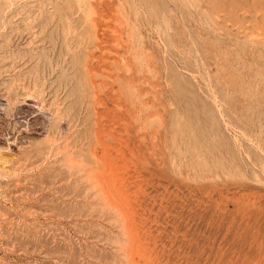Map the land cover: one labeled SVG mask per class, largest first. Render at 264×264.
Returning <instances> with one entry per match:
<instances>
[{
    "label": "rangeland",
    "instance_id": "rangeland-1",
    "mask_svg": "<svg viewBox=\"0 0 264 264\" xmlns=\"http://www.w3.org/2000/svg\"><path fill=\"white\" fill-rule=\"evenodd\" d=\"M1 1L0 3H6L5 0ZM209 1L210 3H207ZM211 1L218 4L215 6L214 3L211 4ZM233 1L237 2V5ZM233 1L200 0V4L202 3L203 8L206 6L204 9H209V12H212L211 15L216 13V16L212 15L214 21H224L223 24L230 31V36L234 34L232 37L239 40L245 39L244 42L247 46L241 56L247 54L252 56L250 59L248 57L246 59V56H240L241 59L243 58V62L248 61L244 62L246 64L244 73L237 72L234 70L233 66L235 65L232 61H234L233 58L238 52V48L231 46L228 51H225L227 53L222 52V54L225 53V57L224 54H221L219 59V61L221 60L220 63L224 64L218 62V65L221 66L217 65V68L212 67V69H217V75L218 72L222 71L223 74H220L226 80L231 81V84H235V90L241 88V84L237 83L236 85V82L239 81L238 78L243 77L240 78V82L246 79L244 81L246 88L244 87L243 91L241 89L238 92L235 91V93H239V95L235 94V97L232 93V98L236 101L237 98L240 99H238V105L241 102L245 104L248 101L259 100L261 104L256 113L261 111V116L264 118V80H262L264 79V71L260 72V70H264V64H262L264 63V56L262 58L264 55V0ZM168 2L172 6L175 5L173 0H168ZM4 6L0 7V16L1 13L3 15ZM225 6L229 7L225 8ZM58 7L62 8L61 12L57 11ZM212 7L216 8L213 10ZM68 8L65 0H18L16 8L13 6L10 8L11 10L7 9L10 11L5 10V17H0V22L5 25L4 27L3 24H0V152L3 154L1 155L3 158L0 157V167L3 166L5 170L9 169L10 172L14 171L10 168L13 167L17 156L24 157L25 153L34 149L32 148L34 140H41L46 136L49 123L55 116L54 109L58 104L60 107L70 105L73 107L71 117H64L60 121L62 134L70 132V129L75 130L78 135V132L87 129V126L90 125L91 120L88 116L91 113L89 93L82 88L80 89L78 71L80 69L73 64L74 57L81 55L80 52L83 54L84 51L78 52L75 43H72V48L67 49V41L69 40L70 43L72 41L70 35L66 41L64 40L70 18L71 22L77 24L80 13ZM228 13L233 14L232 17ZM226 18L227 21L223 20ZM5 23H8L7 27ZM230 27L234 29L233 32ZM239 27H244V29L239 31ZM250 33H253V36ZM201 34L203 39L210 37L207 35L206 37L203 32ZM233 43L235 46L236 42ZM249 45L255 49L250 48ZM258 50L262 55L258 53ZM174 51L169 50L163 54V61L168 68L179 67L180 69H176L177 73H182L188 78L190 73L185 71V68H183L185 70L182 69L180 56ZM150 52L153 68L150 72L152 85H148V89H151V100L156 99L154 102L151 101L152 104H155L157 98H155L153 90L161 89L155 84L161 81L158 69L162 63L161 60L157 59L160 55L157 48H151ZM256 53L257 55H255ZM228 54L232 56L229 57ZM97 55L100 54L97 53ZM226 55L232 64L231 62L230 64L226 63L228 61ZM259 56H261V60H258ZM256 63L258 66H255ZM250 66L255 69L252 71L257 73V76L249 77L248 67L250 68ZM218 68L222 69L219 70ZM229 69L234 70L231 71L234 73H230ZM245 75H249L248 78ZM104 79L107 81V78ZM254 84H257L258 87ZM151 86L153 88L155 86V88L153 89ZM247 89L253 93L248 92ZM190 90L192 93L189 100L195 102L193 107L198 106L203 111L205 92L199 89L196 82L192 83ZM229 90L234 91V87ZM246 91L249 94H246ZM249 95L252 97L249 98ZM180 100H182L180 102L181 109L184 110L186 102L181 98ZM122 103H124L123 110L125 108L127 111V105L128 110L132 108V105L127 101ZM167 107L168 105H166L167 113L164 117L167 134H163V138L166 134L164 142L163 138L159 140L162 128L159 119H157L158 116L154 117L155 115L152 114L153 110L148 113L150 115L148 118L144 115L137 121L134 117H136L135 114L139 113H133L135 110L132 108L133 111L130 115L133 118L129 120L134 125L132 126L129 122L130 126H128L125 121L127 126L123 125L121 129H117L122 140L117 144L116 151H114L117 158L119 157L116 159V171L114 170L117 173L115 174V182L117 187H121L122 183H128L130 187L132 186L129 194H127L129 199H132L131 205L126 207L129 208L127 209L128 212L131 210L130 213H133L128 214L126 211L125 215L127 216L124 219L127 221L128 216H130L129 223L132 222V224L128 225V230L124 226L125 221H123L124 225L121 222L123 217L121 216L120 219L118 214L115 215L118 212H113L115 209L106 206L107 209H102V211L98 209L97 211L90 204H87L84 201L85 190L82 189V191L78 188L80 193H77V191H73V188L76 189L75 184H62L63 186L58 183L53 184L54 175L59 172L56 167L54 170L53 168L49 170L50 172L46 170L43 176L38 175V169L35 170L37 172L35 175V171H27L24 168L17 172L16 175L18 176L15 175L16 177L9 175L11 177L9 178V176L0 175V264H264V174H261L259 178L261 180H258L252 171L254 166L250 164V160L246 158L244 151L241 152V156L233 153V156L237 157L236 163H239L234 165L235 169L231 171L225 172L218 169L213 172L205 171L201 175L196 173L193 164L186 162L187 157H182L183 152L176 149L177 145L171 137L170 130L173 127L168 109L170 111L175 110L176 105ZM113 108L114 106L110 108L113 113L119 111ZM151 108L156 109L154 106ZM73 109L75 110L73 111ZM193 116L189 120L186 119L189 129H196L195 126H197L199 128L198 135H203L205 129L201 126L202 120L195 121V115ZM202 117H204L203 113ZM125 128L128 130H124ZM226 133L229 134V132ZM147 144L153 146L149 148V151L146 149ZM193 152L196 154V151ZM4 157L10 159V162L5 165L1 163ZM244 157L247 162L245 170ZM56 166L59 168L57 164ZM122 168L123 170H121ZM27 175L28 177H26ZM45 177L48 178L51 186ZM17 178H21L20 182L16 180ZM71 185L72 189H70ZM55 186H59V188L54 189ZM65 186L68 188L65 189ZM66 192L69 194L64 195ZM122 192L118 191V197L123 198ZM74 196L75 198H73ZM124 198L127 199L128 196ZM128 200L127 203H129ZM92 210L95 212L93 213ZM106 212H110L111 215ZM132 241L133 243H131ZM118 244H122L121 248ZM130 258L132 259L130 260Z\"/></svg>",
    "mask_w": 264,
    "mask_h": 264
},
{
    "label": "bare ground",
    "instance_id": "bare-ground-1",
    "mask_svg": "<svg viewBox=\"0 0 264 264\" xmlns=\"http://www.w3.org/2000/svg\"><path fill=\"white\" fill-rule=\"evenodd\" d=\"M5 1L6 3L5 2L4 3L6 4V6H4L5 4L0 3V5L2 4L4 6L3 15L1 13L0 16L2 18L5 17L6 14L5 10L10 9L13 6H15L16 8V3H18V0H5ZM218 1L219 0H217V2ZM173 2H175L174 6H172L171 3L168 2V0H65L67 7L80 13L77 24L71 22L72 20L70 18V23L64 35V40L66 41L68 35H70L72 41L71 43L69 40H68L69 42L67 41L66 43L68 46L67 49H69V47L72 48V43H75L76 46L78 47V52H80L81 50L84 51L83 54L80 52L81 55L74 57L73 64L77 65L80 69L78 70L79 78H80L79 81L80 89L82 88L84 89V91L89 93L88 97L90 99V102L89 101L88 102H89V107L91 108V113L88 116L91 120L90 125L87 126V129H83V131L78 132L79 133L78 135L75 130L73 131L70 129H69L70 132H64L62 134V131L60 132V124H61L60 121L64 117H71V112L73 107L71 105L66 107H60L59 104L56 106L53 103V105L56 106V108L54 109L55 116L53 119H51L49 123L50 125H49V129L47 128L48 132L46 136L41 140H34V142H32V146H33L32 148L34 149L29 150L27 153H25L26 155L24 157L17 156V160L16 161L13 160L14 161L13 167L10 168L12 169V171L14 170L13 172H10L9 169L5 170V168L2 166L0 167V175L3 176L6 175L7 177L9 175L15 176L18 171H20L21 169L23 170L24 168L27 171H35L36 169H38V175L43 176L46 170L50 172L49 170H51L52 168L54 170V168L56 167V169H58L59 172L58 174L56 173V175H54L53 184L58 183L60 184V186L62 184L65 185L75 184L76 189L73 188V191L75 190V192L77 191V193L78 192L80 193L79 191L80 189L85 190L84 192H86V195L85 197L84 196L83 197L85 198L84 201H86L87 204H90V206L95 208L97 211L98 209H101L99 211H102V209H105L106 206H108V208L110 207L112 209H115L113 210V212L117 211L118 213H116L115 215L118 214L120 216V219L121 216L123 217V220H121V222L124 225L123 221H125L124 219L127 216L125 215L126 214L125 212L127 211V209H129L127 207L128 206L130 207L131 205L130 202L132 200L129 199L130 197L127 194H129V190L131 189L132 186L130 187L128 183H122L121 187H117V183L115 182L116 181L115 174L117 173H115L114 170L116 169L115 167L116 159H118L119 157L117 158V155L114 153V151H116L117 144L122 140V136L119 135L118 133L119 131L117 129L118 128L121 129L123 125L125 127L127 125L130 126L129 124L131 123V121L129 119L133 118L130 115L131 111L135 110L133 111V113L134 112L139 113V114H135L136 117H134L137 121H139L141 118H143L142 116L144 115L147 116L148 118L150 116L148 113H151V111L153 110L152 114L155 115L154 117H156V115L158 116L157 119H159L158 121L160 123V127L162 128L160 132L161 136L159 135L160 137L159 140H161L163 138V134L167 132L166 130L167 127H165L166 125H164L165 123L164 117L165 114L167 113L166 105H168V107L172 105L174 106L176 105L175 110L170 111V109H168V111L170 112L168 113L170 114L172 120L171 126L173 127V129L170 130L171 137L177 145L176 149L178 151L183 152L182 157L185 158L187 157L186 162L190 163L191 165L193 164V168L194 170H196L195 171L196 173H199V175H201V173H204L205 171L213 172L218 169H221L222 171L225 172L227 170L231 171L235 169L234 165H237L239 163V162L236 163L237 157L233 156L234 155L233 153L235 152V154L237 153L241 156V152L244 151L246 158L249 159L250 164L254 166V169L252 170L253 174L256 177H258V180H261L259 178L261 177V174H264V118L261 116L260 113L261 111H258L259 112L258 114L256 113L257 112L256 110L260 107L261 103L259 102V100L248 101V102L245 100L247 103L244 104L243 102L239 101L241 103H239L238 105L239 98H237L236 101L232 97L235 94L239 95V93L237 92L240 89L242 91L244 90L245 87L244 81L246 79L244 78L245 80L243 79L244 81L240 82V78L241 79L243 78L240 75L241 77L238 78L239 81L237 82L235 81V82L236 85L237 83H239V85L241 84L240 85L241 88L235 90V84L232 82L234 84V86H232L233 84H231V81H228L225 79V77H223L222 71L220 72L222 74L218 72L217 75L216 73L217 69H212V67L217 68L218 62L219 63L221 62V60L219 61V59L221 57L222 52H225L226 50L228 51V48L232 46L238 48V50L236 48L238 52H236V55L234 54L235 56L233 55L234 58L232 57L234 60L232 62H234L235 65L233 66L234 70L237 72L239 71L240 73H244L245 70L244 66H246L244 62L248 61L246 59L248 58L250 59L252 56L248 54H247L248 56L244 55L246 56V59H244L246 61L244 62L242 61L243 58L242 59L240 58L242 53H244V49H246L247 46L246 42H244L245 39L239 40L236 37H232V35L234 36V34L230 36V31L227 28H225L223 24L224 21L223 22L214 21L212 15H215L216 13L211 15L212 12H209L210 10L207 8L204 9L206 6L203 8L202 3L200 4V0H173ZM233 2L231 3L233 4ZM207 3H210V1ZM212 3L214 2L211 1V4ZM234 3L237 5V2ZM215 4L218 3H214V5ZM2 5L0 7H2ZM222 5L221 7L223 8ZM239 6L240 8H242L241 4H239ZM217 7H219V5H217ZM226 7L227 6H225V8ZM215 8L212 7L211 9L214 10ZM232 9H234V7ZM236 9L235 11L238 12V10ZM10 10H7V12ZM57 11L61 12L62 8L58 7ZM235 14L234 16H236ZM228 15L231 16L233 14L230 15V13H228ZM234 18H232V20H234ZM5 20L7 22V18ZM223 20L227 21V18ZM0 24L4 25V23L2 22H0ZM241 29H244V27L238 28L239 31ZM230 30L232 31L234 29L233 28L231 29L230 27ZM201 31L205 33V36L207 35L210 37L209 38L204 37L203 39L202 38L203 36H201L202 35ZM252 34L251 36H253ZM233 42H236L235 46ZM152 46L157 48L158 53H160L157 59L161 60L162 63L160 68L158 66L159 68L158 72H160L161 81H159L160 83L155 84L156 87L160 86L161 89H158V91H155L156 89L153 90L155 94V98H157V102H155V104H152L151 102L153 101L151 100V91H150L151 89L150 88L148 89V85H152V82L150 80V72H151V68H153L152 67L153 60L151 61L152 55L150 52L151 48L153 49ZM250 48H252V46ZM169 50H175L178 53V55L180 56V63L182 65V69L185 68L186 70L185 69L183 70L190 73L188 75V78L183 76L182 73L181 74L177 73L176 69L179 67L176 68L174 67L175 69L169 67L170 68L169 71L167 64L162 59L163 54L167 53ZM97 53H99L100 55H97ZM225 53H223L224 57H225ZM258 53L260 54L261 52L258 50ZM255 55H257V53ZM263 56L264 55H262V58ZM260 57L261 56H259L258 60L260 59ZM254 58L256 57L254 56ZM222 60H224V58ZM227 60L229 61L228 57ZM258 60L257 61L255 60V62H258ZM228 61H226V63L230 64L231 61L229 62ZM226 63L225 66H227ZM220 64L223 65L224 63H220ZM256 65L257 63L255 64V66ZM218 69L221 70L222 68L221 69L218 68ZM225 70L224 72H226ZM234 70L231 69L229 72L234 73L231 72ZM248 70H249L248 73L250 75L248 76L250 78L251 76L254 77L257 76V73L252 71L255 69H252L251 66L250 68L248 67ZM262 71L264 70H260V72ZM151 74L153 75L154 73ZM235 74L233 75L235 76ZM248 76L246 77L248 78ZM104 78H107V81ZM262 80L261 82H263ZM193 82H196L199 89H202L203 92H205V100L203 101L204 102L203 111L199 109L198 106L194 108L193 105L195 104V102L193 100H189L190 95L192 93L190 89ZM232 87H234V91L229 90ZM235 91L237 92L235 93ZM249 91L250 93H253V91L251 90ZM248 92L246 94H249ZM179 96L181 99L184 100V102H186L184 110L181 109L182 106H180V102L182 100H180ZM242 97H244V95ZM250 97H252V95H249V98ZM152 98L154 97L152 96ZM249 98L248 100H250ZM125 101H127L129 104L132 105L133 110H131L132 108L128 110L129 109L128 105H127L128 108L127 111L125 108L123 110L124 103L122 102ZM110 105L111 107L114 106L113 108L114 110L116 109L117 111L118 110L119 111L118 112L114 111L116 114L113 113L112 112L113 110L110 109L111 107H109ZM152 106H154V108L156 109H152L151 108ZM74 110L75 109H73V111ZM202 113L204 117H202ZM193 115H195V121L202 120L201 126L205 129V133L203 135H198L199 128L197 126H195L196 129H189V126L187 125L186 122L187 120H189L190 117H194ZM182 118L184 119V121ZM154 120L151 121L153 122ZM125 121L127 122V125L125 124L126 123ZM124 130H128V129L125 128ZM226 132H229V134H227ZM166 134L164 135L165 137ZM193 134L194 137H192ZM164 138H163V142H164ZM143 139H145V137H143ZM151 146L149 145L148 147L146 146V149H148L149 151V148ZM193 151H196V154H194ZM1 155L3 154H1L0 152V157H2ZM244 161H245V157H244ZM8 162H10V159L7 157H4V160L1 161L3 165L7 164ZM56 164L59 166V168H57ZM246 166H247V162L245 161L244 170ZM121 170H123V168ZM36 173L37 172L35 171V175ZM10 176L9 178H11ZM19 176L21 177V175ZM26 177H28V175ZM20 179L21 178H17L16 180L20 182ZM46 179L48 181V184H50L48 178ZM66 187L67 186H65V189ZM53 188L58 189L59 186H55ZM78 188L79 190H77ZM70 189H72V185ZM118 191L120 192L123 191L122 193L124 194L121 193V195H124L123 198H121V196L118 197L119 195L117 194ZM67 193L69 194V192H66L64 193V195H66ZM124 197H126L127 199H125ZM73 198H75V196ZM127 200L129 203L126 202ZM84 207L86 208V206ZM88 209H86L87 212ZM130 211L131 210H129V212L127 211L128 214L133 213V212L130 213ZM92 212L94 213L95 211L92 210ZM102 213L104 214V212ZM106 213L110 214V212H106ZM128 217L130 218V216ZM129 218L127 221H125V225H124L126 226L127 230H128V225L132 224V222L129 223V220H131ZM126 236H128L127 233ZM133 237L135 236L133 235ZM126 241L128 243V240ZM131 243H133V241ZM134 244L136 245V242ZM121 245H119L120 246L119 248H121ZM117 251L119 252L118 249ZM132 258H130V260Z\"/></svg>",
    "mask_w": 264,
    "mask_h": 264
}]
</instances>
